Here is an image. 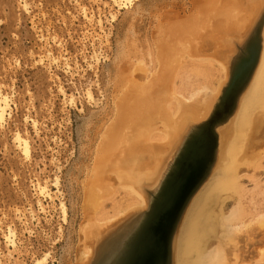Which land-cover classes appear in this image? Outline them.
I'll list each match as a JSON object with an SVG mask.
<instances>
[{
    "label": "rangeland",
    "instance_id": "obj_1",
    "mask_svg": "<svg viewBox=\"0 0 264 264\" xmlns=\"http://www.w3.org/2000/svg\"><path fill=\"white\" fill-rule=\"evenodd\" d=\"M195 7L196 0H131L125 6L112 0H0V92L9 98L0 121V264H33L45 254L43 264L90 263L97 239L85 234L86 214L98 219L101 212L86 198L87 188L102 132L116 114V95L125 83L149 82V74L158 70V32L194 14ZM180 59L189 65L179 69L176 79L180 100L186 105L200 103L205 98L203 86L214 87L222 80L220 64L202 61L195 70L187 56ZM140 61L149 67L148 73L134 71ZM197 90L198 98L187 100ZM180 113L174 116L170 110V119ZM254 114L263 121L257 136L262 147L264 110ZM19 134L27 139L28 152L18 145ZM250 137L245 145L254 139ZM250 165L239 168V187L224 192V202L213 206L218 230L228 238L226 233L233 230L221 224L218 214H227L244 198L242 206L249 214L246 223H239L236 236L245 264H254L256 249L264 244V231L253 220L254 203L260 202L259 189H264V157L257 168ZM254 178L261 183L256 189ZM120 185L127 184L111 171L101 184L100 194L107 193L101 209L108 215L119 205L118 210L128 206L129 197ZM9 229L13 243L5 239ZM218 244L212 236L208 249ZM227 250L233 262V245Z\"/></svg>",
    "mask_w": 264,
    "mask_h": 264
},
{
    "label": "bare ground",
    "instance_id": "obj_2",
    "mask_svg": "<svg viewBox=\"0 0 264 264\" xmlns=\"http://www.w3.org/2000/svg\"><path fill=\"white\" fill-rule=\"evenodd\" d=\"M112 1L119 6H125L131 2V0ZM167 14L165 17H168L169 14ZM174 19L177 18L174 17ZM173 27L177 30H173ZM173 27L169 29L162 27L160 32H158L160 28L156 31L159 33L157 41L154 39L158 70L156 67L154 74H151L153 71L149 74V82L140 85L132 81V84L126 85L124 81L125 89H123L124 84L121 81L123 90L121 89L122 91L116 95L114 101L115 117L102 132L94 167L89 177L87 188L89 197L86 196L94 208H99L98 212H101V216L97 219L88 212L86 214L88 223L84 229L86 236H92L91 240L97 239L93 245L94 253L92 254V257L94 254L99 255L96 264L99 262L140 264L141 261L137 259L143 253L145 256L147 250H150L148 260L141 259L142 264H154L156 261L152 257L154 249H151L150 241L148 244L146 241L155 237H157V246L164 249L162 251L164 261L167 259L168 244L163 243L165 238L162 239L160 229L157 232L158 235H151V229H154L156 225L154 221H148L150 212L147 209L150 208L164 178L174 168V160L185 150L190 132L195 130V126L204 116L207 118L210 115L211 108L218 100L224 86L227 84L228 88L233 89L234 81L246 79V85L242 88V96L233 116L230 117L229 123L218 128V150L215 161L211 165L210 175L187 207L174 235L172 251L169 250L171 257H168L172 264H245L241 258L236 236V233L241 231L238 230V226L246 223V216L249 214L242 206L244 198H239V203L231 207L227 214H218L222 217L221 224H228L229 231L233 230L232 234L226 233L228 238L223 237L224 232L220 234L218 230L219 222H216L214 212L216 209L213 206L216 201L217 206L220 200L223 199L222 202H224L227 198L224 192L229 191L230 188L239 187L238 184L241 182L237 181L239 176L237 172L241 166L252 164L254 168H257L259 159L264 157L262 154L264 145L261 147L262 141H257L263 121L254 116V112L258 109L264 110V0H196L194 14L183 18L180 22L177 21ZM258 28L261 34L260 37L257 36V39L261 42L260 46L257 44L253 48L252 44L249 46L246 44V40L249 35H254L255 32L252 30ZM156 32L154 31L155 34ZM248 50L250 53H253L252 50L255 51L254 59L250 57L249 52H246ZM237 54L239 58H246L234 65V77L230 78L232 60ZM186 56L191 60L192 67L195 65V70H200L198 64L201 65L202 61L211 63L215 60L224 73L218 85L203 86L202 93L205 94V98L193 105H186L180 100L178 94L180 92L176 84V79L180 75L179 69L182 66H189L185 64L187 62H181L180 59ZM138 63L140 66L137 65L139 68H134V71L148 73L149 67L144 61ZM123 78L118 79L123 80ZM126 79V82H131L127 76ZM238 84L233 85L234 88ZM156 94H160L157 96L160 98H153ZM199 94L200 91L197 90L191 93L187 100L196 99ZM8 99L7 94L0 92V121L3 120L9 106ZM226 109V105H220V110ZM170 110L174 116L179 111L181 113L177 118L170 119ZM201 116L203 118L198 119ZM160 123L163 128H159ZM252 129L254 131L250 134L249 131ZM250 136L254 139L249 141V146L245 145ZM16 140L22 150L28 152L27 139L20 137L19 134ZM109 171L126 182L127 185L120 186L129 197L126 209L118 210L121 207L119 205L112 215L104 212L105 208L101 209L102 204H100L107 197V193L100 194V190ZM255 180L256 189L261 183ZM44 190L41 188L42 192ZM259 191L261 200L258 204L254 203L253 220H255V227L264 231V189L260 188ZM61 205L65 214V207ZM259 207L263 209L259 210ZM120 217L123 219L117 222L114 228L112 226L114 221ZM150 235L151 237L148 238ZM12 236L13 231L9 229L5 237L8 243H13ZM212 236L216 237L219 244L208 249ZM225 238L229 241L227 246L223 244ZM229 244L233 245L232 254L230 253V256L234 258L233 262H230L227 250ZM45 255L41 259H36L33 264H43L47 258V254ZM253 263L264 264V244L257 247Z\"/></svg>",
    "mask_w": 264,
    "mask_h": 264
},
{
    "label": "water",
    "instance_id": "obj_3",
    "mask_svg": "<svg viewBox=\"0 0 264 264\" xmlns=\"http://www.w3.org/2000/svg\"><path fill=\"white\" fill-rule=\"evenodd\" d=\"M252 32L255 33L254 35H249L246 44L248 46L252 44L253 48H255L257 44L260 46L261 41L258 42L257 36L260 37L261 30L260 28L253 29ZM246 52H249V50ZM252 52H249V55L254 59L256 53L253 50ZM245 58H239V54L233 58L232 68H230V78L234 77V65ZM248 59L250 58H247L249 62L250 60ZM245 80L234 81L232 84L233 89L228 88L227 84L224 86L218 100L212 106L210 115L206 119L199 121V124L195 126V130L190 132L185 150L174 160V168L164 178L150 208L147 209L150 212L148 221H154L156 225L154 229H151V235H158L157 232L159 229L161 230L162 239L165 238L163 243L167 242L168 244V257H171L169 250L172 251L174 235H176L187 207L210 175L211 165L215 161L216 151L218 150V128L225 125L230 117L233 116L242 96V88L246 85ZM237 83H239L240 87L237 85L234 88L233 85ZM222 104L227 107L225 111L220 110V105ZM156 238L146 241L147 244L150 241L151 249H154V253L152 252V257L156 260L154 264H172L168 257L164 261L162 257L164 249H160L157 246ZM143 243L146 245L145 241ZM149 252L150 250H147L145 256L144 253L141 256L139 255L137 261H141L140 264H142L141 259L148 260ZM98 256L97 254L93 256L89 264H96L97 259H99ZM98 264L103 263L99 262Z\"/></svg>",
    "mask_w": 264,
    "mask_h": 264
}]
</instances>
